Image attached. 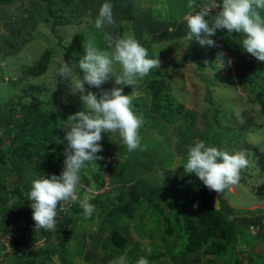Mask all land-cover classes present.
Segmentation results:
<instances>
[{"label":"trees","instance_id":"trees-1","mask_svg":"<svg viewBox=\"0 0 264 264\" xmlns=\"http://www.w3.org/2000/svg\"><path fill=\"white\" fill-rule=\"evenodd\" d=\"M146 1L147 4H144L143 0H108L113 4L116 20V26H111V30L116 35H123L128 30V25H132L134 37L141 44L147 45L149 58H152L150 52L155 43L180 38L186 34L187 29L182 22L183 19L179 21L175 15L166 21L160 19L163 18L161 9L164 6L152 7L157 0ZM164 1L168 3L167 0ZM176 1L183 4L182 0ZM201 1L203 0H196V4ZM14 2L15 0H0V6H11ZM104 2L105 0H32L28 7L19 10L17 21L10 24L11 37L3 38L4 43L0 45V51L3 52V56L17 54L29 40L43 38L41 34L32 36V32H37L38 25L41 23L53 20L51 29L55 31L57 25L76 21L84 11H91L93 16L97 17L99 8ZM185 6L186 9L181 10V16L190 11L187 4ZM167 12L168 8L165 14ZM211 14L215 15V10ZM98 31L95 26H92V29L81 34L80 38H70L63 44L61 37L58 42L51 41V46H49L51 42L47 40L49 45L33 61H28L22 66V75L17 80L19 82L14 83L18 84L22 79L37 78L52 72V65L56 63L53 56L57 53L64 56L65 61L70 63L76 74L80 73L83 76L78 63L86 55L85 43L90 39L83 37L88 34L89 37L91 34L98 36L99 48L106 49L102 39L103 32ZM145 35H148V38L141 42ZM238 36L239 34L234 32L230 37L227 30H217L212 37L216 41V46H210L208 51H204V48L208 46H201L193 39L184 53L183 62L191 60L201 70L206 67L220 69L223 65L229 83L240 85L249 94V103H261L264 99L263 62L243 51L237 42L240 38ZM222 51H227L236 58L234 74L231 73V67ZM54 75V79L63 81L59 76ZM171 77L172 74L153 69L134 91L138 93L137 97H133L134 89L128 85L123 86V94L131 95L132 107H137L138 111L145 113L146 122L139 129L142 131L139 132L141 145L155 146L154 149L147 146V150L131 152L137 154L138 162L143 156L149 157L150 161V157L154 155L155 158L161 149L165 151L167 149V158L171 160L173 167L179 165L176 171H180L184 179L182 186L178 184V179L175 180L174 184L177 186L171 189L172 199L160 197L161 189H166V186H161L163 183H159L157 178L151 180L139 178L136 181V178L129 175L128 163L131 153L127 151L123 143L119 144L121 140L118 135H115L117 137L111 142L109 134L102 133V140L99 141L102 151L97 155L104 159L96 160V164L94 162L87 164L81 173V181L89 189L84 188L85 192L89 194L94 190L99 191V194H95L98 196L94 195V198L90 200V203L95 206L93 215L85 218L79 203L65 205V211L58 210L57 228L54 232L41 229L23 232L20 236L11 235L10 246L5 244L4 237L11 233V227L14 224L27 217L30 225H35L32 218L33 210L30 207L31 201L28 200L31 182L34 179L51 177L52 174L59 175L62 172L68 142L65 139L67 129L60 127V122L67 121L68 112L75 113L82 110L83 103L77 98L78 100L71 104V109L68 106H62L59 110L53 101L38 99L35 92H42L44 84L34 82L21 89L23 95L30 96L32 100L22 101L21 95L14 96V99L3 103L0 111V264H50L56 257L61 263L66 264L68 262L63 255L70 241L79 239L75 237L80 232L79 226L84 227L83 239L86 241L89 239L92 244V250L82 251L81 255L87 260L95 261L94 259H98L96 251H99L100 247L99 249L104 251L100 256L101 262L109 264L110 261L121 256L130 243L129 237H126L120 229L118 220L124 216L135 219L138 209L145 207L138 204L137 200L141 202L144 198H148L152 203L150 210L155 212L156 219L161 223L167 242L169 243V238L173 237L176 240L174 246H181L178 255H171L174 258L173 263L242 264L241 258L231 263L224 259L222 261L221 258L234 255L235 249L240 245L239 237L243 235V231L250 233L251 230L253 234V229L264 228V211L255 213L254 210H244L242 214L245 215L239 217L237 215L239 210L233 211L227 203L228 200L221 194L219 196L222 210L216 209L214 196L210 190L194 173L186 174L183 165L180 164L186 162L187 147L197 139L232 153L240 144L247 129L237 120L234 113L232 116L224 114L227 108L219 104L209 90L206 100L212 105L203 115L209 130L193 131L198 115L171 93ZM112 78L115 81V77ZM108 84L113 83L107 81L100 88L88 85L85 87L86 90H92L99 95L102 89L109 90L117 86L114 84L108 86ZM57 96L61 98V92ZM159 131L162 133L161 140L154 138L156 134H161ZM105 151H110L114 158L106 160ZM153 168L158 169L155 166ZM160 168L159 171L164 167ZM106 176L110 177V180ZM82 187L79 185L77 189L81 199L84 193ZM199 190L201 191L198 192ZM258 191V194H264V182L258 186ZM10 194L13 195V202L9 205L12 198ZM182 198L186 200L184 203L181 202ZM196 208L200 210L197 212ZM150 210L148 209V212ZM146 214L149 215V213ZM146 214L142 216L145 217ZM234 214L236 216H233ZM97 218H100L97 231L90 233L93 222L97 221ZM132 224L133 222L130 223ZM40 240H44L43 246L32 248ZM78 243L83 248L81 242ZM111 249L115 251L111 253L114 256L107 257L104 253ZM58 250L61 259L56 256ZM248 251H254L253 254L262 256L261 251L254 244L237 253L240 257L242 254L247 255ZM4 255L6 260H3ZM161 256L154 255L148 258L141 255L132 260V264H136L140 257L149 260L161 258ZM247 259L249 264H257L251 255H247ZM262 260L264 261V256Z\"/></svg>","mask_w":264,"mask_h":264},{"label":"rangeland","instance_id":"rangeland-1","mask_svg":"<svg viewBox=\"0 0 264 264\" xmlns=\"http://www.w3.org/2000/svg\"><path fill=\"white\" fill-rule=\"evenodd\" d=\"M31 1L32 0H15V2L11 6H0V45L4 43V37H11L10 24H14L17 21L19 10L28 7ZM167 1L168 3L164 0H157V2L152 5L153 8L164 6L163 9H161L163 18L160 19L166 21L167 19H171V16L175 15L176 18L181 21L183 17L189 12L187 11L183 16H181V10L186 9L185 5L188 4L187 0H182L183 4L178 3L176 0ZM143 3L147 4V1L143 0ZM201 3H203V1L199 2L198 4L200 5ZM217 3L222 5V0H217ZM166 8H168V12L165 14ZM213 10H215L216 14L220 9L214 8ZM95 19L96 17L93 16V13L91 11H84L82 15L78 19H76V21L65 22L57 25L55 31L51 29L53 20L47 21L46 23H41L40 25H38L37 32H32V36H35V34L36 36L41 34L43 35V38H41L40 40H29L26 44L23 45L22 51L17 54L3 56V52L0 51V111L4 102L12 100L15 97H19L22 95V101H25L26 99L32 100L30 96L23 95L21 90L23 86H28V84H30L31 82H34L35 84H44L42 92H35L36 95H38V99H40L41 101H53L55 103V106L59 110H61L62 106H68L71 109V104L78 100L77 98H79V94L73 95L71 93L67 81L60 82L58 78L54 79L55 72L53 71L37 78L29 77L27 79H22V81H20V83L18 84H15L14 82H19L17 80L19 79V76L22 75V66H24V64L28 61H33L34 58L37 57L41 53V51L47 47V45H49L47 44V40L54 43L58 42L61 37L63 38V44L67 43L68 39L70 38H80L81 34L88 32L92 29V26H95ZM103 31H108L113 35H116V33L111 30V26L103 30H99L98 32ZM133 32V27L129 24L128 30L125 33L134 36ZM83 38H90L88 42L91 41L95 46L99 47L100 39L98 38V36L91 34L89 37L88 34ZM145 38H148V35L143 36L141 42L145 41ZM52 42L49 46L52 45ZM190 44L191 41L186 39V34L174 40H166L163 42L155 43L150 54L152 55V58H158L160 61V66L156 70L158 72L172 74V77L170 78L172 86L171 93L179 101L185 103L188 108H191L197 113V124L196 126H193V131L209 130V128H207L205 124L206 122L203 116L204 112H206V109H208L212 105L206 100V96L210 93L209 90H211L210 94L214 96L218 103L222 106L224 105L225 108H227V110L224 111V114H226V116H232L234 113V115L237 117V120L240 121L241 124H243V127L247 129L245 132V136L240 141V144L232 152L235 153L237 151H243L246 154L247 159L249 160V167L241 173V182L238 183L240 187L239 185H236V187L245 188L247 189V191L239 192L237 189L236 193L240 194L234 195L229 194L226 189L224 191L226 193L223 192L221 193V195L228 199V201H226L229 206L230 204H232V206H235V208L241 207L245 208L244 210H247L248 208L246 207H250V205L252 204H255V206L263 204L264 206V194L257 193L258 186H260L264 182V99L261 103H249V94L240 85H231L229 83L223 65L220 66V69L206 67L201 70L198 69L197 64L191 60L183 62L184 53L189 48ZM142 45L147 48V45L145 43H142ZM209 47L210 46L205 47L204 51H208ZM57 54H54L53 56L55 62L64 58L63 55L61 56ZM262 62L264 67V61ZM209 81H211L212 83ZM108 82H112L115 85L113 78H111ZM113 84H108V86H111ZM87 90L92 91L89 89ZM59 92H61L62 94L61 98L57 96ZM137 95V92L133 93V97H137ZM132 108L135 114L142 118L141 126H144L146 122V118L144 116L145 113L142 111H138L137 107ZM68 113L70 115L74 112L70 111ZM67 123L68 121H61L60 127H63ZM139 132L142 131L139 130ZM159 133L161 132L159 131ZM108 137L112 142V140H114L117 136H111L109 134ZM154 138L161 140L162 133L156 134V137ZM158 143H156V145ZM115 144L118 145L117 143ZM119 144H122V141H120ZM147 146L151 149H154L155 147L152 144H148ZM166 151L165 149H161V151L155 155V158L154 155L153 157H150V161L148 159L149 157L147 158L146 156L142 155L143 157L140 158L139 162L136 157L137 154L131 153L128 163V173L129 175L131 174L132 177L136 178V181L139 178H144L147 180L157 178L159 183H163L161 186H166V189H161L160 197L165 199H172L173 194L171 189L174 188V186H177L174 184L175 180L178 179V184L182 186V180L184 179V176L179 173L180 171H176V169V176L175 171L169 170L174 167L171 163V160L169 161V158H167L168 154ZM104 154L106 156V160L109 158H114V155L110 154V151H105ZM154 166L158 169L153 168ZM166 166L168 167V169H164ZM160 167H164L161 170L165 172L164 179L159 175V173L161 172L159 171V169H161ZM106 177L110 180V177ZM80 185L83 186V189L85 188L89 190L87 186H85V183H83L82 181H80ZM85 189L83 191L84 193L82 194V198L85 194H87L85 192ZM107 190L108 189H106V191ZM200 191L201 190H199L198 192ZM92 194H99V191L94 190ZM11 196L12 198L8 203L9 205L13 202V195ZM229 200L231 201V203H229ZM185 201L186 200L184 198L181 199V202L184 203ZM137 203L144 205L145 207H140L138 209L135 214V219L124 216L118 220L120 229L126 234V237H129L130 239V243L127 245L126 250L122 255L126 256L128 264H132V260H135V258L141 255H145V257L149 258L153 257L154 255L161 256L162 254L169 256H161V258L149 259V264H176L173 263L174 258H172L171 255H178L181 246L178 247L177 244V247L174 246L176 240L173 237L169 238V243L167 242L166 235L163 234V229L161 228V223L156 219L157 216L155 215V212H153V210H150V205H152V203L149 202L148 198H144V200H141V202H138L137 200ZM232 208L233 211L237 210L234 207ZM148 209L150 210L149 212ZM199 210L200 208L195 209V211L197 212ZM146 213H149V215ZM144 214H146L145 217L142 216ZM233 216H236V214ZM96 220L97 221L93 222L94 225L92 226L93 228L91 229L90 233L97 231L100 218H97ZM131 222H133L132 225H130ZM78 228V231L80 232L77 231L78 233L75 237H79V239L71 240L69 245L67 246V251H65L63 255V258L67 259L66 261L68 263L66 264L102 263L100 256L103 255L104 251L102 249H99L100 247L98 248L99 251H96L98 259H94L95 261L87 260L83 257V255H81L82 251H91L92 244L89 239V241L83 239L84 237L82 235V232L84 231V227L79 226ZM27 231H36V229L34 225H30L27 217H25L23 220L19 221L17 224H14L11 227V233L4 237L5 244L10 246L11 235L20 236L23 232ZM243 232V235L241 234L239 237L240 245L238 244L239 246L235 249L234 255H226V257L221 258V260H228L229 263H231L241 258L242 264H249L247 255H251L252 257H254V261L257 262V264H264V261L262 260V256H264V228L262 230L253 229V234H251V230L249 231L250 233H248L246 230ZM78 242H81L83 248ZM44 243V240H40L37 244L33 245L32 248L43 246ZM252 244L257 245V249L261 251L262 256L258 254L256 255V253L253 254L254 251H248L247 255L242 254L239 257L237 252L242 249H248V246H252ZM132 251L136 253H133ZM170 251L172 252L171 254ZM59 252L60 251L58 250L56 256H59ZM113 252L115 251L111 249L104 254L107 257H112L114 256L111 255V253ZM56 258H53L50 264H64ZM58 258L61 259V256H59ZM6 259L7 258L4 255L3 260ZM108 259L109 258H107V260Z\"/></svg>","mask_w":264,"mask_h":264},{"label":"clouds","instance_id":"clouds-1","mask_svg":"<svg viewBox=\"0 0 264 264\" xmlns=\"http://www.w3.org/2000/svg\"><path fill=\"white\" fill-rule=\"evenodd\" d=\"M187 8L191 10L183 17L187 40L195 39L201 46L214 47L216 41L212 37L217 30H227L230 37L235 32L239 34L237 42L243 51L264 61V0H222V5L217 0H203L200 5L196 0H188ZM214 8L220 10L212 15ZM109 26H116V20L113 4L105 0L95 19V28L103 30ZM103 40L104 50L91 41L85 43L86 55L78 63L83 76L76 74L64 58L52 65L51 71L67 81L71 93L79 94L83 108L70 114L66 119L68 123L63 126L67 129L65 139L68 143L62 172L31 182L28 200L31 201L36 231L54 232L58 210L65 211V205L79 203L85 218L93 215L95 206L90 200L94 194H85L81 199L77 189L86 165L104 159L97 155L102 151L99 143L102 133L118 135L129 153L147 150V145H141L139 134L142 118L133 111V97L123 94V86H132L134 92L153 69L159 68L160 61L149 58L147 48L131 34L113 35L103 31ZM222 53L227 59L228 52ZM235 71L236 58L231 73ZM112 77L117 86L102 89L99 95L86 90V85L100 88ZM180 165L186 174L194 173L210 191L221 194L240 182L242 171L249 167V160L243 151L230 153L197 139L187 147L186 162ZM178 166L169 170L175 171ZM159 175L164 179L165 172L161 171ZM109 264H128V261L121 255ZM136 264H149V261L140 257Z\"/></svg>","mask_w":264,"mask_h":264},{"label":"crops","instance_id":"crops-1","mask_svg":"<svg viewBox=\"0 0 264 264\" xmlns=\"http://www.w3.org/2000/svg\"><path fill=\"white\" fill-rule=\"evenodd\" d=\"M241 182V181H240ZM246 184V183H245ZM237 185H239V184H237ZM239 187H240V185H239ZM239 187H236V185L235 186H232V187H230V188H228L227 189V191L229 192V194H240V193H236V190L238 189V191L240 192V191H247V189H245V188H239ZM242 187V186H241ZM240 189V190H239ZM228 200V199H227ZM229 203H231V201L229 200ZM230 206H232V204H230ZM232 207H234L235 208V206H232ZM250 207H252V208H250ZM250 207H246V208H248L247 210H254L255 211V213L257 212V211H264V206H263V204H260L259 206L258 205H256L255 206V204H252V205H250ZM235 209H237V211L239 210V212L242 214V211L245 209V208H235ZM239 212H237V215L238 214H240ZM238 215L239 217H242V215H245V214H242V215ZM235 215V214H234ZM242 222V221H241ZM243 223H245V221H243ZM247 225V224H246Z\"/></svg>","mask_w":264,"mask_h":264},{"label":"water","instance_id":"water-1","mask_svg":"<svg viewBox=\"0 0 264 264\" xmlns=\"http://www.w3.org/2000/svg\"><path fill=\"white\" fill-rule=\"evenodd\" d=\"M210 192L214 196V206H215V208L222 210L221 199H220L219 194L216 193L215 191H210Z\"/></svg>","mask_w":264,"mask_h":264},{"label":"built area","instance_id":"built-area-1","mask_svg":"<svg viewBox=\"0 0 264 264\" xmlns=\"http://www.w3.org/2000/svg\"><path fill=\"white\" fill-rule=\"evenodd\" d=\"M226 56H227V59H228V63L230 61L229 65L232 67V71L234 72V69H235V58L232 55H229L228 53L226 54Z\"/></svg>","mask_w":264,"mask_h":264}]
</instances>
